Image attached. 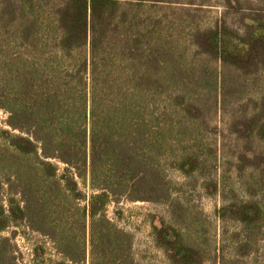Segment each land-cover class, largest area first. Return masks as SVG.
I'll list each match as a JSON object with an SVG mask.
<instances>
[{
  "label": "trees",
  "instance_id": "obj_1",
  "mask_svg": "<svg viewBox=\"0 0 264 264\" xmlns=\"http://www.w3.org/2000/svg\"><path fill=\"white\" fill-rule=\"evenodd\" d=\"M123 202L162 264H264V0H0V264H143Z\"/></svg>",
  "mask_w": 264,
  "mask_h": 264
},
{
  "label": "rangeland",
  "instance_id": "obj_2",
  "mask_svg": "<svg viewBox=\"0 0 264 264\" xmlns=\"http://www.w3.org/2000/svg\"><path fill=\"white\" fill-rule=\"evenodd\" d=\"M5 117V116H3ZM174 179H180L178 175H173ZM199 200L200 207L205 211L207 216L215 227L218 228V239H221V223L215 215L216 208L223 204L221 197L217 198H201ZM117 208L112 206L109 210V215L115 218L121 227L131 231L136 237V255L143 264H162V253L157 251L150 237L151 226L148 215L165 214L166 210L162 206L152 204H130L123 202ZM117 212V213H116ZM14 229L4 233V236H11ZM16 231V230H15ZM19 234L15 239L18 249V257L20 264H34V249L37 246L44 248L45 254L41 256L40 261H49L59 259L52 243L32 232L18 230ZM247 264H256L255 257L247 261Z\"/></svg>",
  "mask_w": 264,
  "mask_h": 264
}]
</instances>
